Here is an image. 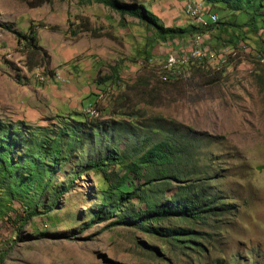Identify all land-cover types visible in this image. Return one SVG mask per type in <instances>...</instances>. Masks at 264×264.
I'll return each mask as SVG.
<instances>
[{"label": "rangeland", "instance_id": "obj_1", "mask_svg": "<svg viewBox=\"0 0 264 264\" xmlns=\"http://www.w3.org/2000/svg\"><path fill=\"white\" fill-rule=\"evenodd\" d=\"M139 1L163 24H195L186 12L187 0ZM32 2L0 0V118L43 125L48 117L60 114L55 112L59 105L51 103L57 69L84 89L109 76L100 83L105 90L95 92L99 108L116 113L115 119L133 124L139 117L161 116L217 137L211 149L224 157L228 167L221 188L228 194L236 192L238 213L222 217L214 226H200L205 231V256L173 250L157 238L110 227L108 222L86 228L77 213L89 206L85 193L95 180L92 174L77 179L49 213L22 226V199L10 204L2 199L11 209L0 214V264H205L211 257L264 252V63L260 61L264 30L254 31L248 24L235 32L240 39L225 44L227 33L215 27L206 40L217 51L215 57H224L225 62L201 58L180 66L176 57L166 58L178 48L153 42L134 17H120L106 6L78 0H46L35 7ZM208 6L203 3L205 11ZM210 12L223 20L222 9ZM204 17L208 20L207 14ZM16 32L25 36L32 32L45 50L49 63L37 67L43 69L40 78L38 69L25 67L28 51ZM188 39L173 42L184 46ZM166 60L172 62V71L164 80L159 72ZM195 61L207 62L203 71L209 72L207 82L205 75L198 77ZM99 93L103 95L98 97ZM87 100L94 101L89 96L85 104ZM87 108L95 109L91 117L99 115L94 106ZM121 141L127 143L125 137Z\"/></svg>", "mask_w": 264, "mask_h": 264}, {"label": "trees", "instance_id": "obj_2", "mask_svg": "<svg viewBox=\"0 0 264 264\" xmlns=\"http://www.w3.org/2000/svg\"><path fill=\"white\" fill-rule=\"evenodd\" d=\"M45 1L34 0L31 5ZM78 1L101 4L120 17H134L153 42L209 35L221 27L228 35L223 42L231 44L241 38L235 32L248 24L254 31L264 30V0H202L209 5L208 11L222 9L223 20L219 17L214 23L194 22L187 27L165 26L139 0ZM16 35L28 51L25 67H46L47 54L33 33ZM195 62L198 77L205 75L207 82L209 72H203L207 62ZM93 106L99 111L97 117L84 112L58 113L43 125L0 118V214L11 209L2 199L9 204L22 199V226L54 209L77 179L95 174L85 193L89 206L77 213L78 219H84L83 227L108 222L110 227L122 226L157 238L173 250L205 256V231L200 226H214L222 217L234 218L238 213L236 192L228 194L221 188L228 167L224 157L211 149L217 137L161 116H143L128 124L115 119L116 113L100 109L98 101ZM205 264H264V252L211 257Z\"/></svg>", "mask_w": 264, "mask_h": 264}, {"label": "crops", "instance_id": "obj_3", "mask_svg": "<svg viewBox=\"0 0 264 264\" xmlns=\"http://www.w3.org/2000/svg\"><path fill=\"white\" fill-rule=\"evenodd\" d=\"M164 25L165 26H168V25L169 26H182V25H177V24H175V25L164 24ZM190 42L191 41L188 39V43H190ZM168 43L174 44V46H176V48H178V50H181V51H182V48L188 49L187 44L183 46V42H177L175 44V41L174 42L172 41V42H168ZM172 58H174V57H169V59H172ZM56 72H58L63 79L64 78L70 79L72 77L66 71H62V73H61V69H57ZM59 74L54 75V78L56 79L57 77H60ZM85 75L87 76V78H90V75L88 72H86ZM53 82H55V85L57 84L58 89H57V86H55L56 95L52 96L53 98L55 97V100H53V102L51 101V103H54L55 105H59V108H57L58 106L55 108V112H60V113H65V114L69 113V112H83V110L85 108H87L89 105L93 106L94 103L97 101V96H96L95 91L100 90V88H102L101 87L102 85L97 84L96 81L90 86H85V89L83 87L84 86L83 84H75V82L73 83L72 81L71 82L69 81L66 83V82H61V81L55 80ZM51 87H53V86H51ZM89 96L91 98H93L94 101L91 102L90 100H87L86 101L87 104H85V98H87ZM60 105H62V106H60Z\"/></svg>", "mask_w": 264, "mask_h": 264}, {"label": "built area", "instance_id": "obj_4", "mask_svg": "<svg viewBox=\"0 0 264 264\" xmlns=\"http://www.w3.org/2000/svg\"><path fill=\"white\" fill-rule=\"evenodd\" d=\"M188 4H190L192 6V15L199 16V18H201V21L204 22V25H207L209 23H214L217 21V19H218L217 15L215 13H211L210 11H205V8L203 7V4L201 2L188 0ZM206 14L208 15V20H206L204 17ZM206 38H207V34L206 33L202 34L201 38H195L193 42H190L187 44L188 49L182 48V51L179 50L177 52H173V53L169 54L166 58L176 57L177 65L187 66V62H189L191 60L201 59L207 53L211 52L213 47L207 43ZM38 77H40V76H38ZM40 80L42 82H45L42 79H40ZM55 80L61 81V82H66V83L69 82V78L63 79L61 76L57 77ZM83 111L85 113V109Z\"/></svg>", "mask_w": 264, "mask_h": 264}, {"label": "bare ground", "instance_id": "obj_5", "mask_svg": "<svg viewBox=\"0 0 264 264\" xmlns=\"http://www.w3.org/2000/svg\"><path fill=\"white\" fill-rule=\"evenodd\" d=\"M186 11H187V14L193 19V21L194 22H196V23H204L203 21H201V18H199V16H194V15H192V6L190 5V4H188V2H187V4H186ZM201 36H202V34H197L196 36H194L193 38H191V41L193 42L194 41V39L195 38H201ZM216 54H218L217 53V51L216 50H211V52L210 53H207L203 58L204 59H206V60H210V59H214V58H217L216 59V61H217V63H220L221 61H223V63L225 62V59L226 58H219V57H215L216 56ZM224 54V53H223ZM219 56V55H218ZM262 56V58L260 59V61L261 62H263L264 63V55H261ZM259 58V57H258ZM215 60V59H214ZM211 62H212V60H211ZM190 63V61L189 62H187V64H189ZM175 64H177V60L175 61ZM222 64V63H221ZM220 65V64H219ZM180 66H183V65H180ZM218 66V65H217ZM36 69H38V72H36V78L38 77V76H40L41 77V71L43 70V69H41V71H39V68H36ZM172 71V62L170 61V60H166V61H164V63L162 64V66H161V71L159 72V74H160V78H162V79H168V76H169V73ZM43 75V74H42ZM39 77V78H40ZM57 77V76H56ZM101 95H103V94H101V93H99L98 94V97H101ZM99 99V98H98ZM85 113L88 115V116H92V115H94L95 114V109L94 108H87L86 110H85Z\"/></svg>", "mask_w": 264, "mask_h": 264}]
</instances>
